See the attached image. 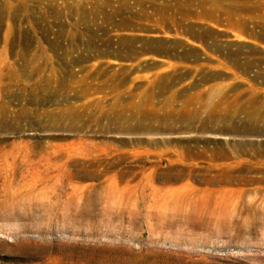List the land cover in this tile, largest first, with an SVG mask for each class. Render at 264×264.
Returning a JSON list of instances; mask_svg holds the SVG:
<instances>
[{
  "label": "rangeland",
  "instance_id": "rangeland-1",
  "mask_svg": "<svg viewBox=\"0 0 264 264\" xmlns=\"http://www.w3.org/2000/svg\"><path fill=\"white\" fill-rule=\"evenodd\" d=\"M263 192L264 0H0V264H264Z\"/></svg>",
  "mask_w": 264,
  "mask_h": 264
},
{
  "label": "bare ground",
  "instance_id": "bare-ground-1",
  "mask_svg": "<svg viewBox=\"0 0 264 264\" xmlns=\"http://www.w3.org/2000/svg\"><path fill=\"white\" fill-rule=\"evenodd\" d=\"M212 179H213V178H212ZM263 194H264V192H263ZM247 208H248V209H250V207H249V206H248ZM243 224H246V222H244Z\"/></svg>",
  "mask_w": 264,
  "mask_h": 264
},
{
  "label": "clouds",
  "instance_id": "clouds-1",
  "mask_svg": "<svg viewBox=\"0 0 264 264\" xmlns=\"http://www.w3.org/2000/svg\"><path fill=\"white\" fill-rule=\"evenodd\" d=\"M8 239H10V240H11V239H13V238H12L11 236H9V237H8Z\"/></svg>",
  "mask_w": 264,
  "mask_h": 264
}]
</instances>
